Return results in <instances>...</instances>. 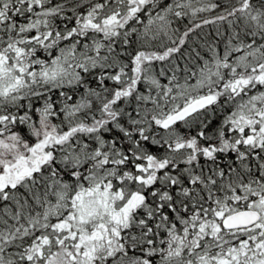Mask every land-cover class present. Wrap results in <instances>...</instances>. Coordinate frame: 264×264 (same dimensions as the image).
Returning <instances> with one entry per match:
<instances>
[{"label": "snow or ice", "instance_id": "snow-or-ice-1", "mask_svg": "<svg viewBox=\"0 0 264 264\" xmlns=\"http://www.w3.org/2000/svg\"><path fill=\"white\" fill-rule=\"evenodd\" d=\"M0 264H264V0H0Z\"/></svg>", "mask_w": 264, "mask_h": 264}, {"label": "trees", "instance_id": "trees-1", "mask_svg": "<svg viewBox=\"0 0 264 264\" xmlns=\"http://www.w3.org/2000/svg\"><path fill=\"white\" fill-rule=\"evenodd\" d=\"M218 2L223 3L224 0H218ZM232 2L234 3L235 0H232ZM189 24V19L185 18L183 21L180 22V26H181V30H183V25H188ZM221 30L222 31H226L227 30V26L226 27H222L221 25ZM197 33H199L200 37H203L206 33H215V26L214 25H208V26H204L203 29L197 30ZM197 40V34L193 33L192 36L189 39V44L185 45L186 48L189 47V45H194L195 41Z\"/></svg>", "mask_w": 264, "mask_h": 264}, {"label": "rangeland", "instance_id": "rangeland-1", "mask_svg": "<svg viewBox=\"0 0 264 264\" xmlns=\"http://www.w3.org/2000/svg\"><path fill=\"white\" fill-rule=\"evenodd\" d=\"M217 11H219V9ZM212 15H215V13H203V14H201V16H204V17H210ZM226 26H227L226 23L225 24H222V27L223 28L226 27Z\"/></svg>", "mask_w": 264, "mask_h": 264}]
</instances>
